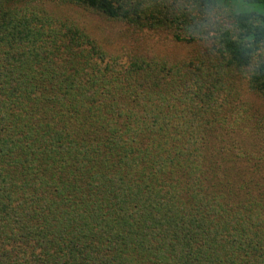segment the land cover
Here are the masks:
<instances>
[{
    "label": "trees",
    "instance_id": "obj_1",
    "mask_svg": "<svg viewBox=\"0 0 264 264\" xmlns=\"http://www.w3.org/2000/svg\"><path fill=\"white\" fill-rule=\"evenodd\" d=\"M0 264H264V0H0Z\"/></svg>",
    "mask_w": 264,
    "mask_h": 264
},
{
    "label": "rangeland",
    "instance_id": "obj_2",
    "mask_svg": "<svg viewBox=\"0 0 264 264\" xmlns=\"http://www.w3.org/2000/svg\"><path fill=\"white\" fill-rule=\"evenodd\" d=\"M68 11L75 20H79L88 27L92 35H95L108 45L111 42H114V45H132L136 40H140L141 43L148 44V47H151L154 51L163 53L171 59L186 58L192 50V47L188 45L176 43L171 35L162 31L158 33L144 32L143 34H133L132 30L127 26L110 22L102 16L77 8L68 9Z\"/></svg>",
    "mask_w": 264,
    "mask_h": 264
}]
</instances>
